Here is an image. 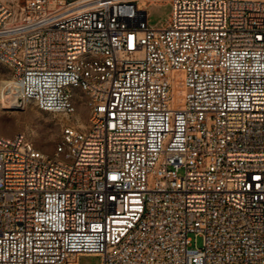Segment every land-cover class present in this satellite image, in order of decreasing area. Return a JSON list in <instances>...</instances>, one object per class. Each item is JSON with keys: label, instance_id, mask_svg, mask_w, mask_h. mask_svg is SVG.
<instances>
[{"label": "built area", "instance_id": "1", "mask_svg": "<svg viewBox=\"0 0 264 264\" xmlns=\"http://www.w3.org/2000/svg\"><path fill=\"white\" fill-rule=\"evenodd\" d=\"M160 1H0V264H264V0Z\"/></svg>", "mask_w": 264, "mask_h": 264}, {"label": "rangeland", "instance_id": "2", "mask_svg": "<svg viewBox=\"0 0 264 264\" xmlns=\"http://www.w3.org/2000/svg\"><path fill=\"white\" fill-rule=\"evenodd\" d=\"M16 13L20 14L25 0H0ZM171 3L163 0L148 7L149 22L155 26L166 23L171 14ZM11 74V69L0 62V94L5 82ZM12 109V108H9ZM80 110L87 114V110L81 106ZM66 118L60 114L42 111L33 102H28L22 110L4 109L0 100V135L13 136L24 133L34 145L46 152L52 153L60 138L61 130ZM78 264H102V257L97 254H83L79 257Z\"/></svg>", "mask_w": 264, "mask_h": 264}, {"label": "bare ground", "instance_id": "3", "mask_svg": "<svg viewBox=\"0 0 264 264\" xmlns=\"http://www.w3.org/2000/svg\"><path fill=\"white\" fill-rule=\"evenodd\" d=\"M4 83L5 82H3L2 85H4ZM1 91H2V89H1ZM0 100H1L2 108L8 109L9 112H11L13 110H22L27 105L26 103H23V105H21V107H18V109H9V108H13V107H11V103L8 100H6L5 96L2 93L0 94Z\"/></svg>", "mask_w": 264, "mask_h": 264}]
</instances>
